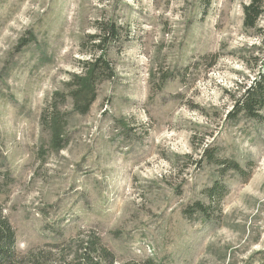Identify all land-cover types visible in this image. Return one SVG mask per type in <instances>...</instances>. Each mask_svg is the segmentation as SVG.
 <instances>
[{"label": "rangeland", "instance_id": "1", "mask_svg": "<svg viewBox=\"0 0 264 264\" xmlns=\"http://www.w3.org/2000/svg\"><path fill=\"white\" fill-rule=\"evenodd\" d=\"M250 2L0 0V205L20 253L60 247L69 262L90 234L120 264H264V108L228 117L264 62V16L244 26ZM100 22L119 31L115 77L83 115L74 77ZM215 183L220 206L206 195Z\"/></svg>", "mask_w": 264, "mask_h": 264}, {"label": "trees", "instance_id": "2", "mask_svg": "<svg viewBox=\"0 0 264 264\" xmlns=\"http://www.w3.org/2000/svg\"><path fill=\"white\" fill-rule=\"evenodd\" d=\"M245 19L244 26L256 31L259 26L260 17L264 16V0H251L250 4L244 8ZM97 34L89 37L93 43L94 54L91 58L83 63V73L81 76L74 77L77 81V91L72 92L75 110L83 115L89 113L91 106L96 101V86L115 77V70L110 60L107 58V47L118 39L119 31L114 25L100 22L97 26ZM261 31V30H260ZM216 60V57L214 58ZM72 87V86H71ZM244 94L237 98L228 117L244 114L248 118H259V112L264 108V62L258 75L243 87ZM83 103V106L80 104ZM55 115L51 118L53 127L52 140L56 150L62 148L66 141L64 138V128L55 108ZM203 157L208 163L217 167H223V171H234L244 175L242 167L228 160L218 159L209 149L203 151ZM225 188L219 183H215L212 188L206 191L208 199L213 205L220 206L224 198ZM199 213L205 218L210 217L209 208L203 204H195L192 214ZM77 252L72 260L67 261V256L59 257L62 250L53 248L50 252L38 249L28 254H22L16 249V232L10 220L5 215V209L0 205V264H120L115 255L103 245L97 235L80 236L75 243ZM123 264H132L123 263ZM136 264V263H135ZM137 264H156L151 259L137 262Z\"/></svg>", "mask_w": 264, "mask_h": 264}]
</instances>
